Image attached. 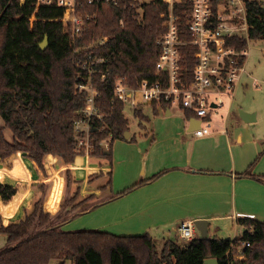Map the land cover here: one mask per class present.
I'll use <instances>...</instances> for the list:
<instances>
[{
	"label": "trees",
	"instance_id": "1",
	"mask_svg": "<svg viewBox=\"0 0 264 264\" xmlns=\"http://www.w3.org/2000/svg\"><path fill=\"white\" fill-rule=\"evenodd\" d=\"M247 5L251 38L264 40V5L259 1H248ZM85 8L97 18L87 23L71 45L57 20L63 17V8L55 4L37 7L36 0H0V162L22 153L45 173L48 155L65 164L75 162L80 156L75 121L88 96V90L79 86L86 83L98 89L96 102L105 115L103 122L94 123L96 130L90 135L95 145L92 156L112 160L115 139L135 140L134 136L125 138L130 122L124 103L115 97V87L120 79L133 87L144 79L166 77V72L159 74L156 69L161 52L157 41L166 30L161 2L116 0ZM177 12L182 15L181 27H186V16L181 10ZM45 35L49 36V46L42 50L38 44ZM104 37L108 39L100 43ZM240 45L246 46V40ZM188 49L184 51L190 61ZM90 55L103 58L92 73L81 66ZM135 114L142 120L147 118L142 110H135ZM110 137V147L105 149L100 142ZM3 175L0 171V179ZM242 175L253 174L249 169ZM96 176L90 174L91 180ZM66 178L68 197L73 182L70 170ZM39 188L42 196L31 210H25L22 219L0 224V233L7 236V244L0 249V264H49L53 259H58V264L67 260L72 264H204L207 258H217L219 264H264V222L242 218L239 222L245 231L239 237L196 238L189 243L177 238L160 240L149 233L122 236L100 230L70 231L62 226L89 208L81 209L80 202L76 204L78 211L67 213L75 195L51 213L44 206L48 185ZM17 192V186L0 182L1 200L9 202ZM9 209H5L7 214ZM233 252L245 254L246 260H234Z\"/></svg>",
	"mask_w": 264,
	"mask_h": 264
},
{
	"label": "crops",
	"instance_id": "2",
	"mask_svg": "<svg viewBox=\"0 0 264 264\" xmlns=\"http://www.w3.org/2000/svg\"><path fill=\"white\" fill-rule=\"evenodd\" d=\"M144 106L151 108L150 114L144 113ZM138 109L142 110L147 117L143 120L149 124L143 135L145 139L138 141L131 133L130 137L134 136L135 140L118 143L112 160L99 157V161H93L92 157L78 156L75 162L65 164L59 157L48 156V162L53 160L55 167L72 172L68 199L77 193L73 191L75 186L80 190L79 196L66 209L78 211L76 204L80 202L82 207L89 208L74 221L68 220L62 229L100 230L122 236L149 233L159 239L154 232L164 233V239L171 238L172 229L176 233L183 219L210 220L209 237H213L211 230L219 231L228 225L240 224L242 218L264 222V130L252 125L260 122L259 110L246 109L248 112H245L239 107V116L231 117L229 111L230 114L216 124V129H212L213 133L197 138L192 132L200 127L201 122L191 111L159 103H146ZM242 111L245 119L241 117ZM25 159L24 163L21 160L14 162V166L26 168V175L21 178L30 182L27 197H31L26 200L30 204L32 196L38 195L37 191L41 194L40 185L46 184L48 190L51 189V176L48 175L50 167L46 158V173L33 160ZM249 169L252 176L242 175ZM0 171L6 176L5 171ZM90 174L97 176L91 180ZM37 182L39 184L35 187ZM138 182L137 187L114 197ZM8 184L17 186L18 192L9 202L0 199L3 207L0 224L4 225L14 222L7 221L10 214L5 209L13 207L14 198L20 193L18 185ZM59 200L52 197L48 202L47 192L46 210L58 212L62 204ZM52 201L55 204L50 209ZM33 205L24 207V215L19 218L22 219L25 210H31ZM6 244L7 236L0 233V249Z\"/></svg>",
	"mask_w": 264,
	"mask_h": 264
},
{
	"label": "built area",
	"instance_id": "3",
	"mask_svg": "<svg viewBox=\"0 0 264 264\" xmlns=\"http://www.w3.org/2000/svg\"><path fill=\"white\" fill-rule=\"evenodd\" d=\"M110 1L116 0H36L37 7L55 4L64 9L63 17L57 20L62 23L63 34L71 45L82 35L87 23L97 18V14L88 13L85 6ZM143 1L134 0L135 3ZM248 1H259L264 5V0H160L166 30L157 41L161 52L156 69L159 74L166 72V77L155 81L144 79L133 87L120 79L115 87V97L133 111L146 103L174 105L191 111L201 122L192 135L198 138L213 133L212 117L220 115L225 105L224 96L234 98L237 83L246 73L249 45L253 40ZM178 10L186 16V27L180 25L182 15ZM36 12L30 18L31 25L36 20ZM107 39L102 38L100 43ZM243 40L247 45L241 47ZM185 47H189L190 61H187ZM102 60L90 55L82 62V69L92 73L94 66ZM79 89H87L88 96L75 121L78 151L80 156L91 158L95 145L90 141V135L94 123L103 122L105 115L96 102L100 96L98 89L92 83L80 84ZM124 114L127 118L125 109ZM111 140L110 137L101 141L100 145L109 149ZM48 163L56 173L54 161ZM176 236L184 243L201 238L193 219L180 221ZM245 244L250 245L249 242ZM232 258L244 261L246 255L233 252Z\"/></svg>",
	"mask_w": 264,
	"mask_h": 264
},
{
	"label": "rangeland",
	"instance_id": "4",
	"mask_svg": "<svg viewBox=\"0 0 264 264\" xmlns=\"http://www.w3.org/2000/svg\"><path fill=\"white\" fill-rule=\"evenodd\" d=\"M249 47H250V54L248 55L247 60H246V73H244V75L240 78V80L237 83L234 99L230 98V96H224L225 105L222 108L220 115H214L212 117L214 121V125L212 129H216V126H217L216 124H218L220 120H223V117H226L227 114L231 113L229 117H231L232 115L239 116L238 110H239V107H241L242 110L245 112H248L246 109L254 110V111L259 110L260 122L259 124L255 122L252 125H257V128L262 127L258 129L264 130V40L262 39L252 40L250 42ZM150 109L151 108L149 106H144L143 108L144 113L150 114V111H151ZM229 111L231 112L229 113ZM125 112L130 122L131 133H133V135L136 136L138 141H143L145 139L143 135L149 127L147 120H142L138 115H136L135 112L129 107L128 104L125 107ZM7 136L10 138L11 133L7 132ZM118 143H126V141L123 139H115L113 150L115 149L116 145H118ZM48 156L46 157L47 159L46 163H48V160L50 159ZM97 158L99 157L92 156L93 161H99V159ZM18 160H21V162L24 163V160L26 159H25V156L22 153H20L18 157H14L13 159L7 158L3 160L2 162H0V169L5 171V174H6V176L3 175L4 177L3 179H0V182L4 184L14 183L20 187L19 195H17V197L14 198L15 203H13V207H10L9 209L10 216H7L8 218L6 217L7 221L9 222L17 221L18 219H20L19 217L21 215H24V212L22 211L23 208L26 206H29L30 204L33 205L35 200L39 198V196L40 197L42 196V192L40 194V192L37 191L38 195L36 196V194H34L30 200V204L27 203L26 200L31 197V196L27 197V192L30 188L29 187L30 185L28 184H30V182L21 178V177H25L26 168L23 167V165L21 166L18 165L17 168L14 166V162ZM14 167H15V170L13 169ZM54 170L56 173H54L51 168L48 173V175L51 176V179H50L51 189L47 191L48 192V202L51 200L52 197L56 200L60 199L59 201H61L62 203L67 202L68 197L66 196L67 193L65 192L66 191L65 188L67 186L66 169L58 166V167H55ZM27 173L29 175V172ZM16 175L19 178H17ZM63 182L65 183L64 185H63ZM38 184H39L38 182L34 184L35 187ZM73 191L77 192L75 193V195L78 197L79 196L78 192L80 191L79 188L77 190V187L75 186V189ZM47 192L45 194L44 206H45ZM87 201L90 202L89 199H87ZM54 204L55 202L52 201V203L49 205L50 209H53ZM2 208L3 207H1L0 205V211L2 210ZM70 212H73V210L67 211V213H70ZM0 218L2 220V215L0 216ZM72 221H74V219H72L71 222ZM68 228L69 227H66L65 229L69 230ZM244 231H245L244 227L241 224H237V225L231 224L219 231L211 230L210 235L219 236L225 239H234L235 237L241 236L244 233ZM152 233L153 235L155 234V236H158L160 240L164 236L163 235L164 233H158V234L154 232ZM175 236H176V233L172 229L170 237L172 239H175L176 238ZM58 262H59L58 259H53L50 261L49 264H58ZM66 264H72V262L70 260H67Z\"/></svg>",
	"mask_w": 264,
	"mask_h": 264
},
{
	"label": "water",
	"instance_id": "5",
	"mask_svg": "<svg viewBox=\"0 0 264 264\" xmlns=\"http://www.w3.org/2000/svg\"><path fill=\"white\" fill-rule=\"evenodd\" d=\"M38 45H39V47L42 50H46L47 47L49 46V36L48 35H45L44 39L41 42H39ZM240 114H241V117L244 118L243 111L240 112ZM196 120L198 122H200L199 119H196ZM93 130H96V129L93 128ZM130 135H131V132L130 131H127L126 134H125V138L126 139H129L130 138ZM210 224H211V222L208 219L199 218V219H196L195 220V225H196L197 229L200 232V237L201 238H207V237H209V226H210ZM204 264H219V260L217 258H207V259H205Z\"/></svg>",
	"mask_w": 264,
	"mask_h": 264
}]
</instances>
